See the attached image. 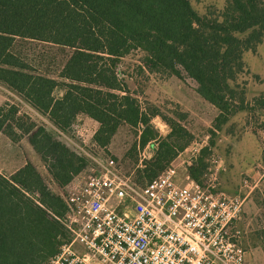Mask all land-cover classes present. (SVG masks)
I'll use <instances>...</instances> for the list:
<instances>
[{
	"label": "trees",
	"instance_id": "16d2710c",
	"mask_svg": "<svg viewBox=\"0 0 264 264\" xmlns=\"http://www.w3.org/2000/svg\"><path fill=\"white\" fill-rule=\"evenodd\" d=\"M32 42L72 50L58 79L38 73L26 59L21 47ZM260 45L264 0H227L221 11L206 14L190 0H0V84L45 120L38 122L7 101L0 106V135L13 143L28 138L63 188L88 162L47 123L65 132L86 116L99 125L93 142L100 148L109 147L126 125L140 131L136 148L156 145L139 170L148 183L194 135L186 126L189 114L180 107L166 115L160 107L142 105L119 70L121 60L141 51L142 71L191 79L197 94L218 110L215 137L237 113L257 105L264 110V97L249 104L237 84L246 72L244 54L256 53ZM156 118L170 128L167 136L152 125ZM205 170L203 158L188 168L198 182ZM66 213L63 200L32 164L10 176L0 173V264H45L71 241ZM258 236L264 249V229Z\"/></svg>",
	"mask_w": 264,
	"mask_h": 264
},
{
	"label": "built area",
	"instance_id": "2783aa9c",
	"mask_svg": "<svg viewBox=\"0 0 264 264\" xmlns=\"http://www.w3.org/2000/svg\"><path fill=\"white\" fill-rule=\"evenodd\" d=\"M58 132L88 166L60 189L71 241L45 264H251L243 229L246 198L220 191L212 180L201 184L187 172L179 177L174 162L138 186L115 158L92 154L84 141ZM79 136L84 138L83 128ZM202 148L189 147L197 153ZM219 168H208L214 179Z\"/></svg>",
	"mask_w": 264,
	"mask_h": 264
},
{
	"label": "rangeland",
	"instance_id": "374dc122",
	"mask_svg": "<svg viewBox=\"0 0 264 264\" xmlns=\"http://www.w3.org/2000/svg\"><path fill=\"white\" fill-rule=\"evenodd\" d=\"M190 1L200 14H206L210 10L221 11L227 3V0ZM21 51L38 73L55 79H58L60 70L72 53L71 49L40 42L24 44ZM260 52L261 54L256 56L246 54L244 57L246 63L255 72L264 70L262 69L264 45L260 46ZM143 57L144 54L141 51H136L122 59L119 64V70L124 74L131 92L137 94L142 105L150 103L160 107L166 115H171V111L180 107L183 112L189 114L186 126L194 135L192 144L203 146L199 153L189 149V146L174 161V165L178 167L179 177L186 172L189 173L188 168L203 158L206 170L200 179L201 184L210 183L212 180L220 191L230 195H241L243 198L249 196L245 202L243 223L246 244L251 253V264H264V249L258 238V232L264 229V110L257 105L254 109L249 108L237 113L223 127V131L212 137L211 130L217 114L213 106L197 94L196 84L189 78L180 80L165 74L142 71L140 67ZM249 69L246 67L245 74L239 76L237 84L245 88L246 100L253 105L255 99L264 97V76L253 75L252 70ZM60 94L56 93V95ZM0 100L17 103L24 113L33 116L38 122H45L33 109L1 84ZM47 124L67 144L68 141L60 135L58 130ZM152 125L162 137L170 132L168 125L160 118L154 119ZM82 128L85 133L84 138L79 136ZM98 129L97 124L91 119L79 116L73 128L65 133L80 143L84 141V148L92 154L115 158L120 163L122 172L131 176L138 186H143L147 181L144 177H140L139 170L144 168L146 161L153 158L156 145L151 143L145 149L136 148L140 131L124 125L119 129L109 147H94L93 138ZM70 148L73 149V147ZM207 148L208 152L203 154V150ZM31 149L33 148L26 137L19 143H13L2 135L0 137V173L10 176L28 162L36 167L52 192L59 195L60 186L55 183L41 159L35 160ZM213 159L220 164H213ZM188 163L191 164L188 165ZM219 165L217 177L214 179L210 176L208 168ZM245 181H248V186H245Z\"/></svg>",
	"mask_w": 264,
	"mask_h": 264
},
{
	"label": "crops",
	"instance_id": "0c3cea01",
	"mask_svg": "<svg viewBox=\"0 0 264 264\" xmlns=\"http://www.w3.org/2000/svg\"><path fill=\"white\" fill-rule=\"evenodd\" d=\"M260 46H262V45H260ZM260 46L257 48V52L256 53H253V52H246L245 54H244V57H245V55L246 54H254V56H256L257 54H261V52H260ZM260 52V53H259ZM244 62H245V64H246V67H248V69L251 71L252 69H251V67L246 63V61L244 60ZM264 65V64H263ZM262 69H264V67H262ZM252 73H253V75H261V76H264V70L263 71H259V72H255L254 70H252ZM7 101H1L0 100V106L1 105H3L4 103H6ZM210 106V105H209ZM212 106V105H211ZM214 108V110L216 111V114L218 115V113H217V109L215 108V107H213ZM94 122V121H93ZM95 124H97L96 122H94ZM97 126H98V128H99V125L97 124ZM2 135H0V137H1ZM245 145V144H244ZM32 150V152H33V155H34V158H35V160H37V161H39L40 160V157H39V155H37L36 153H35V151H34V149H31ZM246 153V152H245ZM28 164V162H25V164H23L22 166H21V168H23V167H25L26 165ZM21 168H19V169H21ZM18 169V170H19ZM18 170H16V171H18ZM15 171V172H16ZM15 172H13V173H15ZM249 197V196H248ZM247 196H246V200H247V198H248Z\"/></svg>",
	"mask_w": 264,
	"mask_h": 264
}]
</instances>
